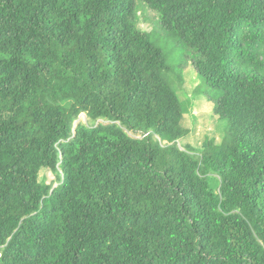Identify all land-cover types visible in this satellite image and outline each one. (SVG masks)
<instances>
[{
  "label": "trees",
  "instance_id": "trees-1",
  "mask_svg": "<svg viewBox=\"0 0 264 264\" xmlns=\"http://www.w3.org/2000/svg\"><path fill=\"white\" fill-rule=\"evenodd\" d=\"M139 1L221 142L179 145L183 63ZM0 264H264V0H0Z\"/></svg>",
  "mask_w": 264,
  "mask_h": 264
},
{
  "label": "rangeland",
  "instance_id": "rangeland-1",
  "mask_svg": "<svg viewBox=\"0 0 264 264\" xmlns=\"http://www.w3.org/2000/svg\"><path fill=\"white\" fill-rule=\"evenodd\" d=\"M137 16L138 27L141 30L158 32L160 29L158 12L150 9L145 2L137 3ZM159 31L163 47L167 52H171L170 62L173 65L183 63L179 67L180 77L178 75L168 78L187 108L183 123L190 129V134L186 139L179 141V145L191 144L195 148L202 149L209 139L221 142L225 136L226 122L214 113V104L206 93L207 85L194 68L192 57L182 48L179 40L166 39L163 31L161 29ZM80 120L85 123L90 121L86 114H82L78 121ZM40 180L47 184H58L57 174L50 169L41 171Z\"/></svg>",
  "mask_w": 264,
  "mask_h": 264
}]
</instances>
